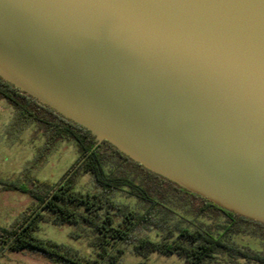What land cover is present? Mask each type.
Masks as SVG:
<instances>
[{
  "label": "water",
  "instance_id": "water-1",
  "mask_svg": "<svg viewBox=\"0 0 264 264\" xmlns=\"http://www.w3.org/2000/svg\"><path fill=\"white\" fill-rule=\"evenodd\" d=\"M0 77L264 223V0H0Z\"/></svg>",
  "mask_w": 264,
  "mask_h": 264
},
{
  "label": "trees",
  "instance_id": "trees-1",
  "mask_svg": "<svg viewBox=\"0 0 264 264\" xmlns=\"http://www.w3.org/2000/svg\"><path fill=\"white\" fill-rule=\"evenodd\" d=\"M0 101L12 108L10 129H41L45 139L36 157L46 155L57 141H70L77 149L59 180L34 179L20 189L30 201L13 223L0 225V251L26 248L53 264H120L116 251L130 247L138 253H177L188 264H264V251L234 239L264 235L263 222L186 190L107 140L97 144L90 130L2 77ZM84 174L89 183L78 189V177ZM45 211L54 222L90 232L96 254L80 255L69 244L37 235L36 221Z\"/></svg>",
  "mask_w": 264,
  "mask_h": 264
},
{
  "label": "rangeland",
  "instance_id": "rangeland-1",
  "mask_svg": "<svg viewBox=\"0 0 264 264\" xmlns=\"http://www.w3.org/2000/svg\"><path fill=\"white\" fill-rule=\"evenodd\" d=\"M12 108L0 101V225H10L29 203L26 189L34 179L57 181L77 157V149L70 141H57L46 155L36 157L44 143V136L37 125L15 132L8 126ZM89 175L78 177L76 187L85 189ZM36 234L57 242L66 243L80 255L96 254V239L78 226H67L50 220L45 211L36 221ZM237 243L264 251V235L239 234ZM122 248V247H120ZM72 249V250H73ZM120 264H188L177 253L149 251L138 253L130 247L116 251ZM244 263V260H240ZM0 264H53L45 256L30 249L4 248L0 251ZM214 264V263H209Z\"/></svg>",
  "mask_w": 264,
  "mask_h": 264
}]
</instances>
